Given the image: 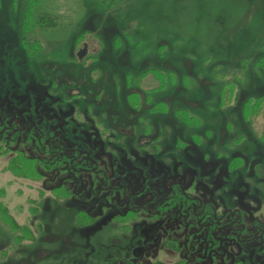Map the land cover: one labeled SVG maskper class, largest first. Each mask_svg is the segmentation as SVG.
<instances>
[{"label": "rangeland", "instance_id": "374dc122", "mask_svg": "<svg viewBox=\"0 0 264 264\" xmlns=\"http://www.w3.org/2000/svg\"><path fill=\"white\" fill-rule=\"evenodd\" d=\"M34 1L0 0V117L41 114L90 160L137 166L147 192L173 183L264 215V0H52L64 17L51 34ZM10 151L0 146V264H186L179 229L152 248L153 221L123 218L80 180L51 189Z\"/></svg>", "mask_w": 264, "mask_h": 264}, {"label": "flooded vegetation", "instance_id": "af4514ba", "mask_svg": "<svg viewBox=\"0 0 264 264\" xmlns=\"http://www.w3.org/2000/svg\"><path fill=\"white\" fill-rule=\"evenodd\" d=\"M27 115L28 112L20 111L13 120L0 117V146L4 152H23L26 160L35 161L41 177L54 182L51 189L69 191L68 187L80 180L91 194L101 193L107 204L119 203L123 210L119 215L123 218L135 215L147 221L146 225L154 222L155 234L160 237L152 248L161 244L166 231L170 234L179 229L181 245L176 246L177 237L171 241L176 252H184L180 260L186 264L192 263L188 256L192 252H197L204 264H240L242 259L244 263L264 264V215L252 207L224 206L221 210L223 205L219 201L173 183L147 192L142 179L134 178L137 166H126L124 157L103 152L96 161L90 160L76 148L75 142L67 143L58 127L50 130V125L45 126L41 114L33 121ZM50 119L60 120V116L54 114ZM218 166L219 162L214 164ZM86 173L91 177L82 178ZM128 173L132 178L127 180ZM228 258L230 261L226 262Z\"/></svg>", "mask_w": 264, "mask_h": 264}, {"label": "trees", "instance_id": "16d2710c", "mask_svg": "<svg viewBox=\"0 0 264 264\" xmlns=\"http://www.w3.org/2000/svg\"><path fill=\"white\" fill-rule=\"evenodd\" d=\"M34 2H36L37 5L40 6L37 8V11H36L37 15H38V20H39V21L37 20V23H36L37 26L39 25L42 28V30H44L48 34L54 33L53 31H57L59 27H63L62 17H64V16L59 15V12L60 13H64V12L63 11L61 12L59 10V7L55 6L52 3V0H35ZM75 3L77 6V1H76V2L72 3L71 7L74 8ZM72 11L74 12V10H72ZM65 12H68V10ZM34 13H35V10H34ZM35 40H37V42H39V39H34L33 41H35ZM263 111L264 110H262V107H260L259 113L263 114V116H264ZM11 167L15 168L13 165H11ZM154 264H167V263L155 262Z\"/></svg>", "mask_w": 264, "mask_h": 264}, {"label": "water", "instance_id": "95a60500", "mask_svg": "<svg viewBox=\"0 0 264 264\" xmlns=\"http://www.w3.org/2000/svg\"><path fill=\"white\" fill-rule=\"evenodd\" d=\"M88 47H89L88 44L84 43L83 47L76 53V56H77L79 61H83L84 58L87 56Z\"/></svg>", "mask_w": 264, "mask_h": 264}]
</instances>
